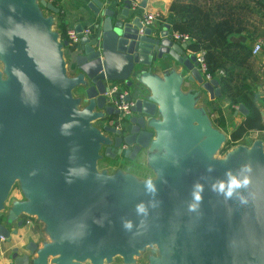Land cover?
I'll use <instances>...</instances> for the list:
<instances>
[{"label": "water", "instance_id": "95a60500", "mask_svg": "<svg viewBox=\"0 0 264 264\" xmlns=\"http://www.w3.org/2000/svg\"><path fill=\"white\" fill-rule=\"evenodd\" d=\"M129 4L123 0L115 8L92 0L96 33L80 37V52L67 64L68 42L53 28L57 5L0 0V210L15 181L23 194L0 222V236L9 241L17 233L11 224L22 225L21 215L29 214L43 222L48 237L41 245L29 241L22 253L13 246V264H105L116 255L122 262L114 264H132L151 245L157 253L147 264H264L260 138L215 156L227 134L197 101L201 91L210 98L221 94L218 78L203 80L195 54L170 38L168 25L139 33L141 18ZM168 56L181 69L154 72ZM185 80L199 88L183 90ZM115 81L133 101L127 115H120L108 93ZM237 112L248 109L239 103ZM115 120L135 130L110 136L119 132L108 124ZM103 146L108 157L141 158L154 177L99 170ZM229 173L250 183L226 198ZM149 180L154 191L148 190ZM221 182L224 192L218 191ZM141 204L145 212H138ZM191 204L198 207L190 210Z\"/></svg>", "mask_w": 264, "mask_h": 264}, {"label": "trees", "instance_id": "16d2710c", "mask_svg": "<svg viewBox=\"0 0 264 264\" xmlns=\"http://www.w3.org/2000/svg\"><path fill=\"white\" fill-rule=\"evenodd\" d=\"M169 10L180 17L173 29L189 34L191 50L203 51L207 71L218 78L228 106L234 110L243 103L248 109L226 141L237 140L250 129H263L260 106L254 100L257 94L249 82L254 71L251 45L234 41L231 35L264 37V0H172Z\"/></svg>", "mask_w": 264, "mask_h": 264}, {"label": "crops", "instance_id": "0c3cea01", "mask_svg": "<svg viewBox=\"0 0 264 264\" xmlns=\"http://www.w3.org/2000/svg\"><path fill=\"white\" fill-rule=\"evenodd\" d=\"M51 1L56 2V5L59 7V12L53 14V18H54L53 27L63 39H64L63 34L68 28H76V26L78 25L81 26V28H83L84 26H88V25H92L95 28L97 26V23L99 22V17L93 14V10L90 6V3L92 2V0H51ZM98 1L104 2V6H112L115 8L117 7L121 8L123 5V0H110L109 4L106 3L107 0H98ZM137 1H138L137 7L133 10L130 8L129 11L130 12L133 11L132 12L133 16L137 15V16H140V18L143 16L144 13H147V12L153 14L154 19H153L152 26H154L155 29L159 30L164 25H168L169 30H170L173 28L172 24L180 18L178 15L172 13L169 10V5L172 0H137ZM44 10L46 11L45 14L51 13L50 10H47L45 8ZM98 32L100 33L99 29H98ZM231 39L234 41L248 43L251 46L253 42L255 41V40L248 39L243 33L231 35ZM260 39L262 40L261 50L257 52L256 54H252L253 63H254V71L252 72L251 76L255 75L254 79H252L251 81V83L253 84L255 83L257 78L264 81V37ZM79 47H80V44H74V45L69 44L68 46L64 48V57H65L67 64L71 62V57L73 53L80 52ZM184 51L192 52L194 50H191L188 47V49ZM170 67H175L177 70H179L181 69L182 66L179 63H177L175 60H173L172 57L168 56L165 64L162 67L154 68L153 71L158 74H161L164 70ZM118 84H120L121 87L127 89V87L123 86V84L120 81H118ZM181 87L183 90L187 91L190 89H197L199 88V85L196 82H190L188 80H185L182 83ZM220 88H221V94L219 96H214L213 98H210L208 92L201 91V96L199 97V100L202 99L203 102L198 104V101H199L198 100L197 104L208 108L209 116L214 126L220 128L221 130L222 129L228 130V132H230L237 124H239L242 121L245 114H242L241 112H239L241 115L238 112L235 113L236 114L234 116L235 119L231 121L230 123V120L227 119L226 111H224V109L222 108L224 104L228 106V101L227 100H226L227 102L224 101L223 105L217 102V99L225 98L222 94L223 89L221 85H220ZM253 91L255 92V90ZM257 94L259 93L257 92ZM259 96L260 95H256L254 100H256V98ZM229 108L233 114L234 110L231 107ZM120 115H127V114H120ZM261 116H262V112H261ZM262 120L264 123V109H263ZM115 121H118V120H115ZM228 124H232V125L230 126ZM248 131H250L249 133H257L260 135L264 131V128L263 129H250ZM250 141L252 140L250 139ZM13 227L14 226H11V228ZM15 227H17V233L12 234L10 236L9 241L0 240V264H6V263L13 264V261L11 259V248L13 246H19L21 248L20 253H22L23 252L22 248L29 241L32 240L35 242H43L44 240H47L45 233L43 231H40L38 228H33L31 225L22 224L20 226H15Z\"/></svg>", "mask_w": 264, "mask_h": 264}, {"label": "rangeland", "instance_id": "374dc122", "mask_svg": "<svg viewBox=\"0 0 264 264\" xmlns=\"http://www.w3.org/2000/svg\"><path fill=\"white\" fill-rule=\"evenodd\" d=\"M43 12L46 13L45 10H43ZM0 68H2V62L1 61H0ZM68 72L71 73V70L69 69V66H68ZM254 77H255V75L250 76V79H249V82L250 83H251L252 79H254ZM251 88H252V90H255V93L256 94H257V92L259 93L257 95H260L259 97L256 98L255 101L260 106V108H261L260 111L262 112V116H263V109H264V81L257 78L254 84L251 83ZM73 93L77 95V94H79V90L78 89H74ZM224 101L227 102L225 98H223V99H217V102L219 104H221V105L224 104ZM201 102H203L202 99H200L198 101V104H200ZM234 107L236 108V105ZM222 108L224 109V111H226L227 119H229L230 120V123H231V121H233L235 119L234 116L236 114L234 113V111H233V114H232L230 108L227 105H225V104L223 105ZM95 121L97 122V121H100V120H95ZM94 125L96 126L97 124H94ZM228 125L231 126L232 124H228ZM223 131H226V133H227V138H226V140H227L229 138L228 137L229 136V132H228V130H223ZM249 132L250 131L246 132L242 136V137H246V138H244L243 141L247 145H249L253 141V140L250 141V139L248 138ZM226 140L222 144V146L220 147V149L218 151H216V153H215V156L216 157L223 156L224 153L228 149L234 147L235 145H237L240 142L239 139L234 140V141H231V142H227ZM138 159L139 160H142L141 158H138ZM106 160H108V159H105L103 157L101 159H99L97 161V168L99 170H101V169H107L108 172L115 171L118 165H116L115 163H112L110 160H109L110 162H106ZM141 163L142 162H139V163L135 164V162H134V163H130V164L125 165V166L123 165V168L122 169L129 170V171L133 172L138 178H141V179H146V178L154 177L153 171L145 163H142V164ZM22 197H23V194H22L21 189L19 187V183H18V181H15L14 184L12 185L10 191H9V194L7 195V198H6L5 202H4V207L0 210V222L6 220L7 211L10 208L12 202L14 200H16V199H21ZM27 215H29V214H23V215H21L20 219L22 220V224H25L24 223V219H25V217ZM30 218H31L30 225L33 228H38L40 231H43L44 232V224H43V222L40 221V220H38L36 218V216H34V215H32ZM26 225H29V224H26ZM11 226H14L15 227L16 224L15 223L14 224H11ZM45 236L48 239L46 233H45ZM0 240H5V239L4 238H0ZM37 243L40 245L41 242H37ZM156 253H157V247L155 245L145 246L140 251V253L135 256V262L132 263V264H147L148 263L149 256L150 255H154ZM121 262H122L121 257L119 255H116V256L113 257L111 263H105V264H114V263H121ZM88 263L89 262L86 261L83 264H88ZM9 264H12V263H9Z\"/></svg>", "mask_w": 264, "mask_h": 264}, {"label": "built area", "instance_id": "2783aa9c", "mask_svg": "<svg viewBox=\"0 0 264 264\" xmlns=\"http://www.w3.org/2000/svg\"><path fill=\"white\" fill-rule=\"evenodd\" d=\"M130 4L129 7L133 10L137 7L138 1L137 0H129ZM154 16L153 14L147 12L144 13L143 16L140 19L141 26L139 27V33H143L144 28L146 26H151L153 23ZM96 33V29L92 25L84 26L81 28V31H77L75 28H68L65 31V37L64 39L67 40L68 45H74V44H79V40L81 35H92ZM169 36L172 40L178 41V42H184V43H189L190 41V36L189 34L185 32L178 31L176 29H170L169 30ZM61 38V36H60ZM63 39V38H61ZM262 47V40L260 38H257L252 46H251V53L256 54L261 50ZM195 54V59L197 60V69L200 71L203 80H209L212 78L211 74L209 71H207V67L204 61V56H203V51L198 50V51H192ZM218 73H222L221 70L218 71ZM108 93L112 94V104L115 106V108L119 109L122 114H129L130 113V107L133 104L132 100H126L125 96L127 95L128 91L127 89L121 87L120 84H118L117 81L113 82L108 89ZM244 138L246 137H241L239 138L240 142L243 143ZM248 138L251 140H254L256 138H260L261 143H262V149L264 153V131L259 135L257 133H249ZM238 140V141H239ZM245 143V142H244ZM32 216V215H31ZM30 215H27L24 219L25 224H29L31 222V217ZM0 238H3V236H0ZM8 264V263H6Z\"/></svg>", "mask_w": 264, "mask_h": 264}, {"label": "clouds", "instance_id": "9594fccd", "mask_svg": "<svg viewBox=\"0 0 264 264\" xmlns=\"http://www.w3.org/2000/svg\"><path fill=\"white\" fill-rule=\"evenodd\" d=\"M244 167L247 168L248 171H251V169H250V167L248 165H245ZM229 176H230V182L227 185V192L225 193L226 198L231 197L233 195V192H234L235 189L240 188L242 186L246 187L250 183V178L249 177H245L244 180L241 181V180L237 179L236 177L231 176L230 173H229ZM147 187H148L149 191H154L155 190L154 189V185L152 184L151 180H149L147 182ZM196 187L202 191V186L201 185L197 184ZM213 190H217L216 185H213ZM218 191H220V192H224L225 191V184L223 182H221L219 184ZM194 198H195V200L197 202H199L202 199V197H201L199 192H195L194 193ZM241 203L245 204V203H247V200L242 198L241 199ZM197 207H198V204H191L189 206L190 210H195ZM137 210H138V212H145V208H144V206L142 204L137 206ZM124 227L130 229L131 228V223L130 222H126Z\"/></svg>", "mask_w": 264, "mask_h": 264}, {"label": "flooded vegetation", "instance_id": "af4514ba", "mask_svg": "<svg viewBox=\"0 0 264 264\" xmlns=\"http://www.w3.org/2000/svg\"><path fill=\"white\" fill-rule=\"evenodd\" d=\"M122 114V113H121ZM93 124H97L96 126L97 127H99V128H101L102 126H103V122H101V121H94V123ZM108 124H111L112 126H114V128L116 129V130H119V132H116V133H111V132H108V134L110 135V136H116V137H119V138H121V137H124L125 135H127L128 134V132L130 131V129H133V130H135V127H133L134 126V124H130L129 122H125V121H122V120H118V121H109V123ZM107 134V133H106ZM133 138V136L132 135H128L127 137H126V140H130V139H132ZM128 146L126 145L125 146V148H127ZM104 146L101 148V154H102V157L103 158H105V159H108V160H106V162H112V163H115L116 165H118L117 166V168L116 169H118V168H120V169H122L123 168V165L125 166V165H128V164H130V163H134L135 162V164H137V163H139V161H138V158L136 159V158H134V159H129V158H123V157H120V155H116L115 157H108V156H105L104 155ZM101 157V158H102ZM100 158V159H101ZM110 160V161H109ZM138 161V162H137ZM123 171H125V172H131V171H129V170H124V169H122ZM131 173H133V172H131ZM134 174V173H133Z\"/></svg>", "mask_w": 264, "mask_h": 264}]
</instances>
